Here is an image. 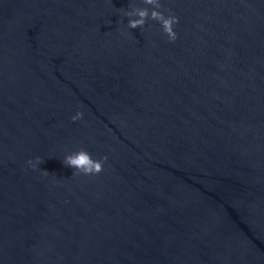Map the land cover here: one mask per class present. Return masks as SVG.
Wrapping results in <instances>:
<instances>
[{
  "label": "water",
  "instance_id": "water-1",
  "mask_svg": "<svg viewBox=\"0 0 264 264\" xmlns=\"http://www.w3.org/2000/svg\"><path fill=\"white\" fill-rule=\"evenodd\" d=\"M161 2L0 0V264H264V0Z\"/></svg>",
  "mask_w": 264,
  "mask_h": 264
},
{
  "label": "clouds",
  "instance_id": "clouds-1",
  "mask_svg": "<svg viewBox=\"0 0 264 264\" xmlns=\"http://www.w3.org/2000/svg\"><path fill=\"white\" fill-rule=\"evenodd\" d=\"M142 3L151 6V10L148 7L130 5L131 10L124 12L125 17L128 18L127 27L130 29H142L148 20H153L161 25L162 33L167 37L168 42H175L177 33L174 30V25L179 22V18L172 14L171 10L164 9L161 0H142ZM166 12L168 13L167 15L165 14ZM83 115V112L77 111L76 114L71 117V120L73 122L82 120ZM106 161V156L100 159H93L88 151L81 148L67 154L62 163L65 167L74 169L72 176H95L103 171V166ZM43 162L44 161L40 157H36L35 160L27 161L34 170ZM43 174L48 175L49 173L43 170Z\"/></svg>",
  "mask_w": 264,
  "mask_h": 264
}]
</instances>
